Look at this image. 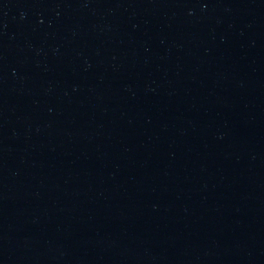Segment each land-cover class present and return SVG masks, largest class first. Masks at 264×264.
Listing matches in <instances>:
<instances>
[{"label": "water", "instance_id": "1", "mask_svg": "<svg viewBox=\"0 0 264 264\" xmlns=\"http://www.w3.org/2000/svg\"><path fill=\"white\" fill-rule=\"evenodd\" d=\"M0 264H264V0H0Z\"/></svg>", "mask_w": 264, "mask_h": 264}]
</instances>
